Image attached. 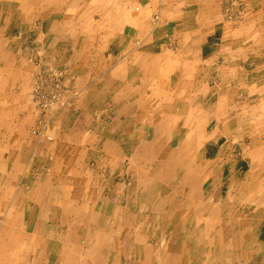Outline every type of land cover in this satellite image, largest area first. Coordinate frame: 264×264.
Here are the masks:
<instances>
[{
  "label": "crops",
  "instance_id": "1",
  "mask_svg": "<svg viewBox=\"0 0 264 264\" xmlns=\"http://www.w3.org/2000/svg\"><path fill=\"white\" fill-rule=\"evenodd\" d=\"M13 2L0 264H264V0ZM49 70L66 105L31 110Z\"/></svg>",
  "mask_w": 264,
  "mask_h": 264
},
{
  "label": "rangeland",
  "instance_id": "2",
  "mask_svg": "<svg viewBox=\"0 0 264 264\" xmlns=\"http://www.w3.org/2000/svg\"><path fill=\"white\" fill-rule=\"evenodd\" d=\"M10 1H12V3H15V2H13L14 0H9V2ZM4 2H6V0H0V5H1V3H4ZM229 6L230 7H234L235 4H233L231 2V5H229ZM3 10H5V9H3ZM3 10H2V8L0 6V14L2 13ZM14 10L15 9L13 8L12 11L14 12ZM19 10H21V9H19ZM25 10H28V8L27 9L25 8ZM233 12L234 11L231 9L229 11L228 17L235 19L236 16H237V18H238L239 12H236V14H233ZM13 16L15 17V15H13ZM11 19H14V18H9L8 20H11ZM73 26L74 25H72V27ZM75 26H76V28H79L80 25L79 24H75ZM17 30L18 29H17L16 25L15 24H11V26L8 29V39H7L8 42H7V44L5 42V46L4 47H6V48L7 47L12 48L13 47V48L17 49V48H19L21 46L19 41L15 38L16 35H18V37L20 36V34L17 32ZM73 35L76 36V37L81 36L80 33H75L74 32V28H73ZM24 43L25 44H23V46L25 45L24 46L25 47V51H33V50H36L35 48H37L36 44H31L32 42L30 40L29 41L28 40H24ZM39 51H40V49H39ZM47 75H48L47 73H43L42 78L43 77L44 78L41 79V80H43V82L47 80V77H48ZM61 77H62V75L59 76V78H61ZM41 80H37V81H41ZM34 84H36V83H33V86L31 88V91H30L29 96H28V99L30 101L29 103L31 104V107H30L31 110H32V108H34V109L36 108L37 110L40 109L41 113L47 112V111L53 112L55 110L57 111V110L63 108L66 105V101L64 100L63 96H61V98H62L64 104L63 105H57V106L53 107L52 109H48L46 107H42V106L36 105L35 101L33 100V99H35L34 98V87H35ZM59 92H60V94H63L62 86H60ZM7 108H8L7 106H3V104H0V160H1L2 156H3V154H1V147L4 146L7 143L6 142L7 138H5L2 135L3 134L2 131L6 130L8 128V126H11V124L13 126L15 125L14 121L7 123V116H9V114L7 112ZM9 108L11 109V112L13 114V119H14L16 114H17V111H16L17 107L16 106H9ZM47 122L48 121L39 119L38 121H36L34 127H31V129L29 128V130H30L29 132H30L31 135L33 134V135H36V136H40V138H41L40 142L41 143H39V144H41V145L47 144L48 142L53 140V138L50 135L47 134V130H48V125H47L48 123ZM28 140H29V138H28ZM78 214L79 213H72V216H73L72 219H71L72 224H76L75 220L79 221V218L77 217ZM57 215L61 216V213H56V216ZM57 219H59V218L57 217ZM12 221H14V218L13 219L9 218L8 222L11 223ZM5 222H6L5 213H0V226L4 225ZM68 223H69V221H68Z\"/></svg>",
  "mask_w": 264,
  "mask_h": 264
},
{
  "label": "built area",
  "instance_id": "3",
  "mask_svg": "<svg viewBox=\"0 0 264 264\" xmlns=\"http://www.w3.org/2000/svg\"><path fill=\"white\" fill-rule=\"evenodd\" d=\"M48 77L47 80L43 82V78L41 81H37L34 85V98L35 104L38 106L46 107L48 109H52L57 105H63L64 102L61 98L62 94H60V73L49 70L47 71Z\"/></svg>",
  "mask_w": 264,
  "mask_h": 264
},
{
  "label": "bare ground",
  "instance_id": "4",
  "mask_svg": "<svg viewBox=\"0 0 264 264\" xmlns=\"http://www.w3.org/2000/svg\"><path fill=\"white\" fill-rule=\"evenodd\" d=\"M208 4V3H207Z\"/></svg>",
  "mask_w": 264,
  "mask_h": 264
}]
</instances>
